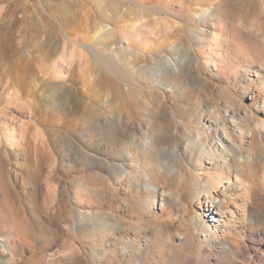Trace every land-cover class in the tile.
Returning a JSON list of instances; mask_svg holds the SVG:
<instances>
[{
  "label": "rangeland",
  "instance_id": "374dc122",
  "mask_svg": "<svg viewBox=\"0 0 264 264\" xmlns=\"http://www.w3.org/2000/svg\"><path fill=\"white\" fill-rule=\"evenodd\" d=\"M236 30L264 51V0H0V210L8 198L31 243L0 264H264V232L243 216L252 204L264 213V172L232 232H219L240 252L224 253L204 232L186 236L188 214L148 210L150 196L114 166L135 162L132 126L104 123L132 116L146 138L175 126L182 146L212 108L245 97L244 77L258 78ZM173 60L179 72L161 75ZM75 217L87 227L73 229Z\"/></svg>",
  "mask_w": 264,
  "mask_h": 264
},
{
  "label": "bare ground",
  "instance_id": "6f19581e",
  "mask_svg": "<svg viewBox=\"0 0 264 264\" xmlns=\"http://www.w3.org/2000/svg\"><path fill=\"white\" fill-rule=\"evenodd\" d=\"M201 11L200 21L219 13L216 6ZM198 29L202 38L206 29ZM111 32L112 29L106 25L104 33ZM239 32L236 30L235 34L239 41L244 42L243 54L252 58L247 70L259 64L260 66L255 68L258 78L252 81L244 74L247 77L241 80L240 88L245 97H232L231 101L233 100L235 105L227 104L225 113L212 108L207 112V116L202 117L196 135L186 139L182 146L178 144L179 136L175 126L168 127L165 131L161 128L156 136L146 138L138 134L137 125L140 124L132 116L120 114L116 122L111 119L104 122L119 127L124 135L127 128L132 126L134 134L127 137L133 146L131 153L135 162L129 168L125 165L114 166L121 168V171L129 176L133 186L144 190L145 194L151 197L145 199L148 210L153 204L152 201H159L161 209L167 207L170 212L188 214L189 232L185 235L195 236L200 231L204 232L208 246L217 245L224 253L234 252L236 245L229 241L226 234L221 236L219 232H232L230 223L237 218L234 207H237L236 204L241 206L243 202H248L255 185L252 180L264 172V51L255 37L247 36L245 39ZM215 58L220 60L222 57L215 55ZM169 64L170 68L167 66L159 71L161 75L168 76L169 73L179 72L174 60ZM246 97L249 104L245 103ZM82 119L87 118L83 115ZM160 121L163 122V118H160ZM229 123L237 124V130L231 131ZM84 154L88 155L86 151L77 148L74 151L75 160H81ZM81 195L82 190L79 188L76 192L77 202ZM195 204L207 213L198 214ZM2 206L0 226L4 228L5 234L14 236L13 241L5 238V235L0 237V261L5 263L7 258L12 259L15 256L17 246L31 243L27 238H22L24 223L11 209L8 198L2 202ZM238 210L240 211L239 207ZM243 216L252 226H259L256 231L262 229L264 232V213L254 204L248 213L246 210L243 212ZM96 223L100 224L101 228L112 226L118 228L121 233L126 232V226L120 222L101 219ZM71 225L75 230L87 227L79 226L78 217L74 218ZM183 236L179 235L180 238ZM236 248L239 253V247Z\"/></svg>",
  "mask_w": 264,
  "mask_h": 264
}]
</instances>
